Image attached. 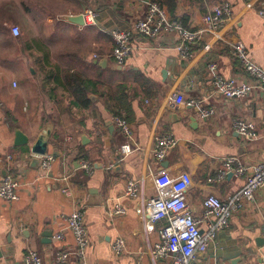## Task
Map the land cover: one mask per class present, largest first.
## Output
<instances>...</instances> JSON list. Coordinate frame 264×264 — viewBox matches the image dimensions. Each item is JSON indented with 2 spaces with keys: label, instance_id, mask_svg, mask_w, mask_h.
I'll list each match as a JSON object with an SVG mask.
<instances>
[{
  "label": "crops",
  "instance_id": "1",
  "mask_svg": "<svg viewBox=\"0 0 264 264\" xmlns=\"http://www.w3.org/2000/svg\"><path fill=\"white\" fill-rule=\"evenodd\" d=\"M222 1L232 5L233 19L218 35L197 44L191 60L181 59L175 48L177 35L166 33L157 40L133 37L130 57L118 66L111 58L110 32L127 29L144 15L148 4L141 0H0V24L31 25L27 38H15L9 31L0 45V159L5 162H0V185L8 174V156L20 183L17 201L0 199V264H23L29 250L40 255L42 264H54L58 252L69 251L68 264H78L75 240L63 217L79 206L90 234V264H171L151 256L163 224L154 232L143 228L144 204L156 195L154 177L187 173L192 181L186 197L197 216L206 197L226 200L243 187L244 177L217 180V173L231 156L248 166L264 161V91L256 87L246 97L226 99L216 92L210 65L217 64L226 78L254 85L240 68L232 44L242 42L250 59L264 68V0H177L175 20L199 29L204 8L208 12ZM88 9L95 11V21L83 27L63 19ZM103 60L107 64L101 66ZM67 73L90 82L88 108L75 101ZM122 96L138 146L124 160L120 149L126 139L112 122L115 98ZM203 110L213 113L204 117ZM239 118L255 122L258 140L246 142L238 135L234 121ZM16 130L28 136V146L14 145ZM47 130L54 162L43 175L27 154ZM167 133L174 134L178 146L158 163L152 156L154 137ZM63 176H69L72 199L55 187ZM130 179L141 183L137 200L125 196ZM116 204L125 214L113 216ZM225 232L228 238L218 235L192 264H232L229 257L238 250V264H264V189L231 216ZM60 233L63 239H54ZM118 238L126 243L121 256L111 248Z\"/></svg>",
  "mask_w": 264,
  "mask_h": 264
},
{
  "label": "built area",
  "instance_id": "2",
  "mask_svg": "<svg viewBox=\"0 0 264 264\" xmlns=\"http://www.w3.org/2000/svg\"><path fill=\"white\" fill-rule=\"evenodd\" d=\"M85 22L95 21V11L86 10ZM264 16V12H261ZM234 17L232 5L222 1L213 6L202 18L203 26L199 29H189L180 21L170 17L167 10L156 3H149L142 17H137L127 29H116L110 32L114 42L111 54L112 60L118 66H124L133 51V37L140 36L149 40H157L163 34L175 33L178 37L175 48L183 61H189L194 56V50L204 38L210 35H218L223 31ZM11 35L18 38L20 30L11 28ZM234 56L240 63V68L254 82L242 83L235 77L226 78L217 71V64L212 63L210 70L214 76L216 92L226 99L246 97L254 88L259 87L264 91V68L255 64L249 57L246 46L242 42L232 44ZM197 106L200 102H191ZM213 113L203 110L204 117ZM112 122L124 135L126 142L121 146L120 158L124 160L138 149L134 141L132 126L129 121L119 116L112 117ZM234 129L246 142L258 140V132L254 121L239 118L234 121ZM69 140V139H68ZM178 146V139L172 133L154 137L152 156L158 163L166 160L169 153ZM28 161L37 159L39 170L47 175L54 162L52 154L37 155L30 151L27 154ZM13 158L8 156L6 164L8 174L0 185V199L6 202H15L19 199V179L12 172ZM1 163H5L0 159ZM89 169L90 166L86 165ZM234 175L244 177L243 187L226 200L216 196H208L202 203V214L197 216L191 209L186 191L191 185V177L187 173L173 178L168 174H157L154 178L156 195L146 201L143 207V228L146 233L154 232L162 223L158 231V242L154 245L151 256L156 261L169 260L171 264H192L200 254L206 253L209 246L215 242L218 235L230 227L231 216L246 208L255 201L256 194L264 189V161L248 166L237 156H231L224 160L223 167L218 170L217 180H224L227 176ZM58 187L67 198H74V191L70 185L69 176L59 179ZM209 182H215L210 178ZM125 196L137 200L141 197L140 181L130 179L126 184ZM125 209L116 204L113 208V216H122ZM67 229L75 240V252L78 264H90L88 250L90 246V234L85 222V213L81 206L68 216H64ZM202 225H205L203 231ZM63 239L60 233L54 237ZM112 252L121 256L126 250L124 239L118 238L112 243ZM69 251L57 253L54 264H68L71 256ZM23 264H42L40 255L29 250L25 255Z\"/></svg>",
  "mask_w": 264,
  "mask_h": 264
},
{
  "label": "trees",
  "instance_id": "3",
  "mask_svg": "<svg viewBox=\"0 0 264 264\" xmlns=\"http://www.w3.org/2000/svg\"><path fill=\"white\" fill-rule=\"evenodd\" d=\"M199 1H201L202 3L205 2V0H199ZM151 3H156L160 5L162 8H165L168 14L170 15V17L174 20L176 19V10L178 8L177 0H151ZM204 9L206 10L205 13H207V10H208L207 7ZM182 23L184 24V26H186L187 21L184 20ZM1 28H3L2 23L0 24V29ZM66 79L70 85L69 89L72 92L75 98V101L79 105L88 108L91 105V102L87 97V94H88L87 91L89 89L88 86L90 82L86 80V78H84L82 75L77 74V73H67ZM115 100H116V109L114 112V116H119V117L123 116L128 121H130V111L127 108V106H125V103H124L125 98H123L122 96L120 98L119 97L115 98ZM122 109L126 111L127 116L123 115Z\"/></svg>",
  "mask_w": 264,
  "mask_h": 264
},
{
  "label": "water",
  "instance_id": "4",
  "mask_svg": "<svg viewBox=\"0 0 264 264\" xmlns=\"http://www.w3.org/2000/svg\"><path fill=\"white\" fill-rule=\"evenodd\" d=\"M142 2L149 4L151 3V0H141ZM65 21L70 22L72 24H76L78 26H85L86 22L84 19V15L80 14V15H68V16H64L63 18ZM107 64L106 60L100 61V65L104 66ZM166 75V72H164V76ZM190 81V79L188 78V82ZM192 108V106H189V109ZM197 113H200V110L197 109L196 110ZM184 117L187 118V113H184ZM50 135H51V130H47L46 132H44L42 135L39 136L37 142L35 144H33V146L31 147V152H33L34 154L37 155H46L48 153V141L50 139ZM29 144V138L28 136H26L22 131L20 130H16L15 131V142L14 145L17 148H21V147H25L28 146ZM32 167L37 168L39 167V161L37 159H34L32 161ZM60 186L59 182H56L55 187L58 188ZM220 238L225 237L228 238L227 233L225 231L221 232L220 234ZM45 237L50 238V235L47 234L45 235ZM263 239L258 240V242H262ZM235 244V242L233 243ZM241 255L242 252L241 250L238 252H236V255L234 256H230L229 258L232 260V264H238L241 262ZM217 257L221 258L222 255H220V252H217ZM226 258V257H225Z\"/></svg>",
  "mask_w": 264,
  "mask_h": 264
},
{
  "label": "rangeland",
  "instance_id": "5",
  "mask_svg": "<svg viewBox=\"0 0 264 264\" xmlns=\"http://www.w3.org/2000/svg\"><path fill=\"white\" fill-rule=\"evenodd\" d=\"M4 0H1V2H3ZM3 28L0 29V45L3 38H8L9 36V31L11 33V28L13 27H17L20 30V35L18 38L20 37H24L27 38L29 36V31H30V27L31 25L28 22H16V23H7V24H2ZM10 48H12V46H9Z\"/></svg>",
  "mask_w": 264,
  "mask_h": 264
}]
</instances>
